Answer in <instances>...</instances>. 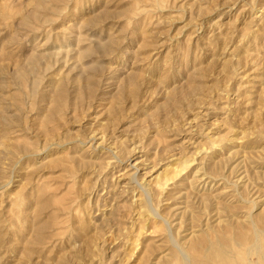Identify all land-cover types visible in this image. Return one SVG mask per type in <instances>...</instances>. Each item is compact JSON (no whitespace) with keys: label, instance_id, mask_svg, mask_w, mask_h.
Listing matches in <instances>:
<instances>
[{"label":"rangeland","instance_id":"1","mask_svg":"<svg viewBox=\"0 0 264 264\" xmlns=\"http://www.w3.org/2000/svg\"><path fill=\"white\" fill-rule=\"evenodd\" d=\"M259 215L264 0H0V264H264Z\"/></svg>","mask_w":264,"mask_h":264},{"label":"bare ground","instance_id":"2","mask_svg":"<svg viewBox=\"0 0 264 264\" xmlns=\"http://www.w3.org/2000/svg\"><path fill=\"white\" fill-rule=\"evenodd\" d=\"M135 175V174H134ZM243 178H244V176H243ZM137 179V178H136ZM240 180V179H239ZM141 186V185H140ZM147 191V190H146ZM150 194H151V192H149ZM152 195H153V193H152ZM199 195V194H198ZM210 195V194H209ZM241 195V194H240ZM147 196H149V194L147 195ZM186 196V195H185ZM208 196V195H207ZM222 196V195H221ZM206 197V196H205ZM210 197H213V196H210ZM245 197V196H244ZM149 198V197H148ZM147 198V199H148ZM186 198V197H185ZM211 199V198H210ZM196 200V199H195ZM153 201V200H152ZM213 201V200H212ZM216 202V201H215ZM184 203H186V202H184ZM150 205H151V202H150ZM227 206V205H226ZM226 206L224 205V207L226 208ZM227 207H229V206H227ZM148 208V207H147ZM150 208V207H149ZM216 208H219L218 206L216 207ZM151 210H154V209H151ZM150 210V212H152ZM222 210V209H221ZM228 211V212H227ZM227 211H224V212H226L227 214H226V216L225 217H222V218H225V220H223L222 218H221V216L219 215V216H217L218 217V224L219 223H221V222H223V225H218V224H216L215 225V222H214V225H212L211 224V222L208 224V222L204 225V226H202V225H200V226H198V228L199 227H201V229L200 230H194V231H191L192 233H193V236L192 237H194V235H195V233L197 232V231H201L202 233H204V234H206V235H212V234H216V235H218V236H222V237H225V236H227L229 233H231V232H233V233H235V230L237 229V228H239L240 229V227L242 226V229H244V227H243V225H242V223H240L239 221H234V216H235V210H234V207H233V209L232 208H230L229 207V209L227 210ZM156 212V211H155ZM201 212V211H200ZM219 212V211H218ZM223 212V213H224ZM153 215V214H152ZM216 215H218V214H216ZM156 216V215H155ZM199 218V217H198ZM208 218V217H207ZM162 219V218H161ZM212 219V218H211ZM216 219V218H215ZM221 219V220H220ZM199 220V219H198ZM204 220V219H203ZM220 220V221H219ZM257 220L258 221H264V215H259L258 217H257ZM256 220V221H257ZM205 221H207L206 219H205ZM200 222V221H199ZM243 224H244V222H243ZM253 226H252V229L254 230V232L256 233V235L257 236H259L257 233H259L261 230L260 229H258V227H257V225H256V223L253 221ZM198 225V224H197ZM205 227V228H204ZM250 227V226H249ZM190 228H192V227H190ZM197 229V228H196ZM191 230H193V229H191ZM190 232V234H192ZM262 232V231H261ZM238 234H239V236L237 235V237H241V238H243L242 239V241H244L245 240V233L243 232V230L242 231H240V233L239 232H237ZM255 233L253 234V235H255ZM264 233V232H263ZM186 234V233H185ZM196 236V238H197V235H195ZM235 236V235H234ZM191 237V238H192ZM255 237V239H256V236H254ZM253 237V238H254ZM259 238V237H258ZM257 238V239H258ZM171 239H172V237H171ZM198 239V238H197ZM254 239V240H255ZM175 241V240H174ZM181 242H182V240H180ZM186 241V240H185ZM189 241V240H188ZM256 241V240H255ZM259 241V240H258ZM257 241V242H258ZM190 243V245H194L196 242H194V238H193V240H191V241H189ZM177 243V240H176V242H175V244ZM179 243V242H178ZM177 243V244H178ZM186 243V242H185ZM256 243V242H255ZM255 243L253 244V245H255ZM175 244L173 245V246H175ZM199 244L200 245H203V246H205L206 247V250L207 251H209V250H211V249H213L214 247H215V245L213 244V243H208V242H206V241H202V242H199ZM180 244H178V246H179ZM185 245V244H184ZM256 245H258V244H256ZM259 245H260V243H259ZM172 246V247H173ZM177 246V247H178ZM176 247V248H177ZM185 247H186V245H185ZM189 247V246H188ZM258 246H256L255 248L253 247V249L254 250H256V248H257ZM179 248V247H178ZM261 249V246L260 247H258L257 249L260 251V249ZM175 249V248H174ZM181 249H183L182 251H184V248H181ZM180 249V250H181ZM186 249V248H185ZM179 250V249H178ZM188 250H189V248H188ZM177 251V250H176ZM186 251V250H185ZM179 252V251H178ZM181 252V251H180ZM218 252H220V250L219 249H216L213 253H212V260L214 261V263L213 264H221V263H223L224 262V259L225 258H218L217 257V255H216V253H218ZM188 253V252H187ZM187 253L186 252H182V254H180V255H182L183 256V258H185V259H187ZM163 259L164 257L162 256V257H160L159 259ZM165 258H166V255H165ZM165 258L163 259V260H165ZM161 259V260H162ZM161 260H159L160 262H161ZM162 260V261H163ZM188 260V259H187ZM157 262L156 264H159L160 262ZM164 263L165 262H167V261H163ZM162 263V262H161ZM185 264H189V262H187V263H185ZM196 264H209V261L208 260H204V261H197L196 262Z\"/></svg>","mask_w":264,"mask_h":264}]
</instances>
